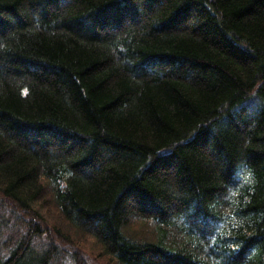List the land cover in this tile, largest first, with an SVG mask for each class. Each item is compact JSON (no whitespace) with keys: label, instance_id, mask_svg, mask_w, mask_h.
<instances>
[{"label":"trees","instance_id":"1","mask_svg":"<svg viewBox=\"0 0 264 264\" xmlns=\"http://www.w3.org/2000/svg\"><path fill=\"white\" fill-rule=\"evenodd\" d=\"M0 264H264V0H0Z\"/></svg>","mask_w":264,"mask_h":264}]
</instances>
